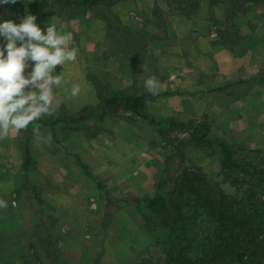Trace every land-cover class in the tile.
<instances>
[{
    "label": "rangeland",
    "instance_id": "rangeland-1",
    "mask_svg": "<svg viewBox=\"0 0 264 264\" xmlns=\"http://www.w3.org/2000/svg\"><path fill=\"white\" fill-rule=\"evenodd\" d=\"M68 14L0 16V264H166L135 199L184 169L228 192L240 185L201 131L264 169V0H124ZM7 72L45 119L147 91L157 94L143 111L166 122L118 109L29 125L1 84Z\"/></svg>",
    "mask_w": 264,
    "mask_h": 264
},
{
    "label": "trees",
    "instance_id": "trees-1",
    "mask_svg": "<svg viewBox=\"0 0 264 264\" xmlns=\"http://www.w3.org/2000/svg\"><path fill=\"white\" fill-rule=\"evenodd\" d=\"M120 1L124 0H0V16L13 9H26L38 14L69 13L70 17ZM3 62L0 49V63ZM1 82L29 125L81 123L92 117L103 119L107 112L118 109L146 118L158 130L166 122L143 111L147 100L157 93L102 95L94 108L85 109V114L45 119L28 108L15 75L4 73ZM204 136L201 131L197 142H209L216 149L221 169L229 172L228 178L239 182V187L228 192L211 185L204 174L184 169L168 190L159 189L135 199L137 210L150 230L156 231L153 241L167 248L170 262L166 264H264V169H257L250 161H240L237 151L225 141L203 139ZM31 164L26 144L21 165L25 177Z\"/></svg>",
    "mask_w": 264,
    "mask_h": 264
}]
</instances>
